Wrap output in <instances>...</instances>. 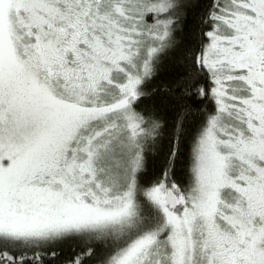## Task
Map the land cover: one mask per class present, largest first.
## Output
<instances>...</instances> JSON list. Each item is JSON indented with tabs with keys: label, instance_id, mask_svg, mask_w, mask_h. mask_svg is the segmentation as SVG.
<instances>
[{
	"label": "snow or ice",
	"instance_id": "snow-or-ice-1",
	"mask_svg": "<svg viewBox=\"0 0 264 264\" xmlns=\"http://www.w3.org/2000/svg\"><path fill=\"white\" fill-rule=\"evenodd\" d=\"M0 264H264V0H0Z\"/></svg>",
	"mask_w": 264,
	"mask_h": 264
},
{
	"label": "trees",
	"instance_id": "trees-1",
	"mask_svg": "<svg viewBox=\"0 0 264 264\" xmlns=\"http://www.w3.org/2000/svg\"><path fill=\"white\" fill-rule=\"evenodd\" d=\"M65 255L67 256V255H70V251H69V249L66 247L65 248Z\"/></svg>",
	"mask_w": 264,
	"mask_h": 264
}]
</instances>
